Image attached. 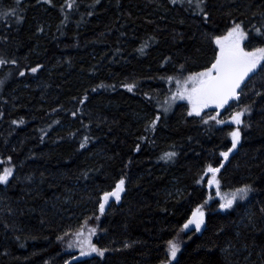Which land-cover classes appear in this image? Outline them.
Here are the masks:
<instances>
[{
  "label": "trees",
  "instance_id": "1",
  "mask_svg": "<svg viewBox=\"0 0 264 264\" xmlns=\"http://www.w3.org/2000/svg\"><path fill=\"white\" fill-rule=\"evenodd\" d=\"M196 5L0 0V172L13 168L0 183V264H161L167 241L180 237L171 264H264V70L249 74L238 100L199 116L173 99L167 79L210 66L212 37L235 23L250 46H264L255 32L264 30V0H204L207 17ZM245 107L217 195L206 165L223 163L237 127L229 117ZM166 152L176 155L161 159ZM121 178L120 200L110 197L101 213L102 194ZM244 185L245 199L219 207ZM198 205L202 229H183ZM91 228L104 257L68 247Z\"/></svg>",
  "mask_w": 264,
  "mask_h": 264
},
{
  "label": "snow or ice",
  "instance_id": "2",
  "mask_svg": "<svg viewBox=\"0 0 264 264\" xmlns=\"http://www.w3.org/2000/svg\"><path fill=\"white\" fill-rule=\"evenodd\" d=\"M50 2V0H49ZM176 3V0H172ZM204 0H197L196 7L199 8L201 12H204L202 5ZM69 7L72 5L69 4ZM205 17L208 13L204 12ZM255 32L264 36V30L261 28H255ZM213 42L216 45L214 59L211 61L210 66L204 67L200 71L190 72L187 76L180 78L167 77L169 81H175L176 92L173 93V99L187 100L190 109L189 115L199 116L201 112L208 108L210 105H215L217 109H222L229 103L230 100H238L240 97V92L237 91L241 88V84L245 82V79L249 77L250 73L255 74L258 66L261 70H264V46H250L251 40L249 39V33L241 26L240 23H235L232 27L228 28L223 35H216L212 37ZM245 41L248 42L249 46H245ZM142 52L143 49H140ZM6 63L5 60L0 59V65ZM13 64L16 63L15 60L12 61ZM41 67V65H36L30 69L31 72L35 73ZM183 68V66H181ZM25 73L22 71L20 75L23 76ZM3 83V81H0ZM103 87V85H100ZM124 87L131 91L135 85L127 84ZM259 95V93H257ZM87 97H85L86 99ZM250 108L245 107L241 111H236L232 113L229 117L230 121L233 122L237 127L229 133L231 137V148L228 151L221 152V156L227 160L229 153L232 149L237 147L240 141V128L239 126L243 123L242 117L245 112H249ZM75 115V113H73ZM159 117H156L158 120ZM209 119H215V117H209ZM156 120H153L151 124L155 125ZM218 123H225L224 120H218ZM13 123H16L14 121ZM20 123H23L21 120ZM87 137H85V141ZM84 147V144H81ZM176 154L174 152H166L163 154L161 159H171ZM11 161V157L8 158ZM2 163V161H0ZM223 163L218 167H214L211 163L206 165V174H211L207 183L211 188L215 185L217 191L216 194L220 195L219 186L220 180L217 178V173L220 172ZM13 175V168L6 167L0 172V183H8L9 177ZM125 180L121 178L117 181L115 187L111 191H106L102 194V200L99 204L100 212L103 213L105 209V204L108 202L110 197H114L117 201L120 200L121 193L124 191ZM251 187L249 185H244L240 188L235 189L231 194L222 196L219 207L221 209H229L239 198L240 200L245 199ZM211 198V197H209ZM207 202V201H206ZM205 202V203H206ZM205 213L202 210V206L198 205L196 209L192 212L191 218L183 224V229H189L190 225H195V230L200 231L202 224H204ZM96 229H89V236L85 237L83 231H78L75 233L74 241L69 242L68 247L71 248L75 244L80 248L81 256H90L93 253L100 257H104L107 249L97 247L96 244L92 243L91 235L95 234ZM58 239H60L58 237ZM180 251V243L176 240L167 241V252L166 255L169 257L167 262L162 261L161 264H171V261L176 260L177 253ZM67 264V262H66Z\"/></svg>",
  "mask_w": 264,
  "mask_h": 264
},
{
  "label": "rangeland",
  "instance_id": "3",
  "mask_svg": "<svg viewBox=\"0 0 264 264\" xmlns=\"http://www.w3.org/2000/svg\"><path fill=\"white\" fill-rule=\"evenodd\" d=\"M180 100H181V99H179V101H180ZM205 174H206V173H205ZM206 176L208 177V176H210V175H207V174H206ZM209 200H210V201H213V199H211V198H210ZM190 229H194V230H195V225H190V226H189V229H186V230L189 231ZM201 229H202V226H201ZM201 229H200V230H201ZM195 231H196V230H195ZM197 232H199V231H197ZM83 233H84V236H85V237H88L87 234H85L86 232H83ZM176 241L180 243V250H181V248H182V246L184 245V243L186 242V240H185L183 237H180V238H177ZM76 250L78 251V256H79V257H85V256H81V255H80V248H79L78 246H76ZM179 252H180V251H179ZM179 252H178V253H179ZM178 253H177V255H178ZM92 255H96V254L93 253Z\"/></svg>",
  "mask_w": 264,
  "mask_h": 264
},
{
  "label": "water",
  "instance_id": "4",
  "mask_svg": "<svg viewBox=\"0 0 264 264\" xmlns=\"http://www.w3.org/2000/svg\"><path fill=\"white\" fill-rule=\"evenodd\" d=\"M246 79H247V78H246ZM246 79H245V81H246ZM243 84H244V82L241 84V87L243 86ZM239 90H240V89H238L237 91H239ZM231 101H232V100H230L229 103H230ZM229 103H228V104H229ZM228 104H227V105H228ZM227 105H225V106H227ZM209 107H212V108L217 109V108L215 107V105H210ZM217 110H220V109H217ZM234 154H235V149H232V151L229 153L228 159L232 158V157L234 156ZM228 159H227V160H228ZM227 160H224V161H223V165L226 164ZM221 170H222V167H221L220 171H221ZM210 175H211V174H210Z\"/></svg>",
  "mask_w": 264,
  "mask_h": 264
},
{
  "label": "bare ground",
  "instance_id": "5",
  "mask_svg": "<svg viewBox=\"0 0 264 264\" xmlns=\"http://www.w3.org/2000/svg\"><path fill=\"white\" fill-rule=\"evenodd\" d=\"M207 175H210V174H207Z\"/></svg>",
  "mask_w": 264,
  "mask_h": 264
}]
</instances>
